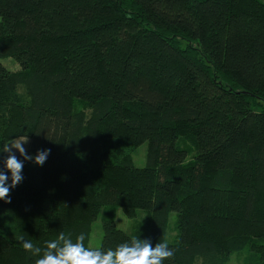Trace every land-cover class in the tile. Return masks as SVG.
Returning a JSON list of instances; mask_svg holds the SVG:
<instances>
[{
    "label": "trees",
    "instance_id": "16d2710c",
    "mask_svg": "<svg viewBox=\"0 0 264 264\" xmlns=\"http://www.w3.org/2000/svg\"><path fill=\"white\" fill-rule=\"evenodd\" d=\"M5 58L0 146L51 151L0 200V264H35L21 236L88 247L100 212L101 249L165 242L174 212L163 264H264V3L0 0ZM116 209L146 215L128 235Z\"/></svg>",
    "mask_w": 264,
    "mask_h": 264
},
{
    "label": "clouds",
    "instance_id": "9594fccd",
    "mask_svg": "<svg viewBox=\"0 0 264 264\" xmlns=\"http://www.w3.org/2000/svg\"><path fill=\"white\" fill-rule=\"evenodd\" d=\"M26 143L27 137H17L12 143L0 146V153L7 154L0 169V200L5 203H10L11 189L23 181L24 162L42 166L50 154V149L29 154L24 147ZM17 153L23 159H19ZM19 240L23 249L36 257L35 264H163L174 255L167 243L158 242L153 246L150 240L138 237L106 250L87 247L83 232L75 236L60 232L55 239L46 241L43 249L23 236Z\"/></svg>",
    "mask_w": 264,
    "mask_h": 264
},
{
    "label": "rangeland",
    "instance_id": "374dc122",
    "mask_svg": "<svg viewBox=\"0 0 264 264\" xmlns=\"http://www.w3.org/2000/svg\"><path fill=\"white\" fill-rule=\"evenodd\" d=\"M262 3H264V0H258ZM0 63L9 71L18 70L19 67L17 63L11 59V58H5L1 59ZM28 140V143L24 145V147L27 149L30 144V140ZM14 141V140H13ZM13 141H10L8 144L12 143ZM14 151V150H13ZM5 153V157H6ZM19 154L17 153V156ZM146 143L136 147L132 152V159L133 164L137 168H142L145 166L146 161ZM191 157L187 158V161L191 160ZM146 213L144 211H139L136 218H127L124 216L122 211L120 209L115 210V225L119 230L124 231L128 235H132L133 231L136 227V225L145 217ZM101 219H102V212H100V215L98 218L92 222L91 224V233H90V239L88 243L89 248H98L101 243L102 239V230H101ZM175 221H176V214L174 212L170 213L169 220H168V228L165 235V243L171 244L175 241L177 231L175 227ZM239 256L243 257L244 259L247 258V253L244 251L240 254H233L230 261L227 264H241L242 258H238ZM237 259H240L239 261ZM237 260V261H236ZM197 264H200L199 262Z\"/></svg>",
    "mask_w": 264,
    "mask_h": 264
}]
</instances>
